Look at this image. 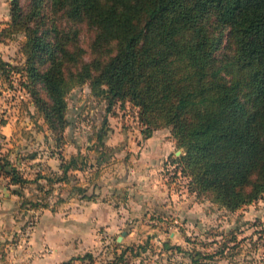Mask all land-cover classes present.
<instances>
[{"label":"trees","instance_id":"obj_1","mask_svg":"<svg viewBox=\"0 0 264 264\" xmlns=\"http://www.w3.org/2000/svg\"><path fill=\"white\" fill-rule=\"evenodd\" d=\"M9 12L0 41L23 33L25 61L0 58V77L12 86L14 73L23 76L24 105L33 103L34 126L52 139L49 154L60 159L49 173L35 162L34 177H27L19 161L39 150L16 152L17 144L0 151V176L18 185L22 229L28 211L55 210L73 194L98 196L73 171L100 175L119 148L108 143L109 115L126 103L137 108L143 138L170 128L182 152L169 162L188 178L191 192L232 211L264 196V0H11ZM78 88L102 107L100 121L90 113L88 129L79 126L82 112L68 111ZM7 121L0 110V125ZM0 138L1 149V132ZM67 144L77 151L67 155ZM64 182L68 188L56 191ZM31 183L35 191L27 195ZM163 246L183 251L193 264H217L211 260L218 251L183 249L169 240Z\"/></svg>","mask_w":264,"mask_h":264},{"label":"rangeland","instance_id":"obj_2","mask_svg":"<svg viewBox=\"0 0 264 264\" xmlns=\"http://www.w3.org/2000/svg\"><path fill=\"white\" fill-rule=\"evenodd\" d=\"M21 1L24 2L25 0ZM10 2L11 0H0V31L7 25L10 17ZM24 39L23 33H16L13 38L7 37L0 41V58L13 63L24 62L25 55L21 50V43ZM22 77L20 73H14L12 86L4 81L2 76L0 77V110L7 108L10 111L8 114L12 116L14 113L18 114V109H21L23 116L18 119L22 122L30 120L35 128L33 119L29 114L30 109L34 110L33 103H30L28 107L23 102V99L28 98L29 95L20 90ZM78 89L70 96L68 111L70 115L77 117L82 112L81 117L84 119L79 121V126L82 125L88 129L93 122L90 119V113L97 121H100L102 107H99L96 100H92V96L85 90L86 88ZM114 111V114L109 115L112 126L111 135L116 134L120 139L119 141L124 142L122 144L126 150L124 152L129 154L134 151L128 147L130 140L132 139L136 143L143 138L137 118V108L133 107L131 103H126L122 107L118 105ZM115 126L120 127V132H123L121 135H119L120 132L113 133L117 129ZM159 131H162L164 136L172 137L169 127L160 128ZM39 133L40 138L38 140L44 144L40 149L49 154V147L53 149L51 145L54 142L51 138L48 140L43 138L46 137L44 131H39ZM68 145L65 146V151ZM177 148L179 149L178 154H180L182 148L176 146ZM66 153L68 154L69 151L67 150ZM164 162V164H168L163 169L165 181L173 183L174 192L177 195L175 200L178 201L179 197L184 194L190 196L191 207L193 208L190 213L192 214L186 216L188 214L181 212L182 208L180 207H183L185 202L178 204L177 208L172 210L168 208L159 211L151 204L145 208L141 205L140 210L132 209L130 208V197H128L130 211H128L124 224L120 225L118 230L112 234L101 235L103 241L99 242L93 259L87 255L88 252H85L82 255L68 258L70 264H109L111 261H119L120 264H193L183 251L164 249L163 243L167 240L173 244L181 245L183 249L191 250L197 247L203 251H218L215 260H211L217 264H264V196L237 210H228L212 201L207 195L197 196L196 193L191 192L188 188V178L178 172V169L171 165L168 160L165 161L164 159ZM139 179L145 180L147 178ZM124 185V187H132V182H126ZM149 185L143 182L140 191L142 192L143 187ZM128 189L131 190V188ZM27 215L29 219H34L36 225L39 220V210L28 211ZM24 219L26 220L25 217ZM23 223L24 220L20 219L18 222L19 229L14 230L11 240L3 244L5 248H8L5 251V264H11L13 261L11 257L7 256L8 253L19 246L23 248L31 234L25 233L28 225L22 229ZM124 231L125 234H123ZM117 233L123 234L122 239H117ZM231 235L236 237L231 238ZM187 237L190 239L187 240ZM144 243H147L146 250L142 247L145 245ZM10 247H12L11 250H9ZM123 249L129 250L127 254L123 255V258L118 259V255L122 253ZM221 249L223 251L220 253ZM27 262L28 259L24 263Z\"/></svg>","mask_w":264,"mask_h":264},{"label":"crops","instance_id":"obj_3","mask_svg":"<svg viewBox=\"0 0 264 264\" xmlns=\"http://www.w3.org/2000/svg\"><path fill=\"white\" fill-rule=\"evenodd\" d=\"M3 110L8 121L0 125V132L5 136L0 151L17 144L16 152L39 150L38 157L19 161L20 168L27 177H34L37 169L33 164L37 161H41L44 165L43 173L58 170L59 157L41 151L40 148L44 144L38 140L40 133L33 127L32 122L30 120L22 122L18 119L23 116L22 110L18 109V114L14 113L12 116L8 114L9 109ZM116 128L113 133L120 132V127ZM122 133L120 132L119 135ZM118 138L116 134L108 138L109 144L119 145V148L109 161L101 165L99 176L93 175L91 169L73 171L87 191L89 193L94 191L98 196L84 199L79 194H73L55 210L40 209L39 220L27 238L25 246L14 248V251L8 253L7 256L13 260L11 264H61L68 258L82 255L87 251L96 253L99 242L103 241L101 235L112 234L118 230L120 225L124 224L130 208L140 210L141 205L145 208L151 204L159 211L168 208L172 210L176 209L178 204L185 202L183 207H180L181 212L188 214L186 216L192 214L190 196L184 194L178 201L175 200L177 195L174 192V185L170 181H165V173H163V169L168 166L167 163L164 164V159L169 161L172 155H177L179 152L173 137L164 136L162 131L157 129L152 136L142 138L136 143L131 139L128 147L134 151L129 154L124 152L126 151L122 145L124 142L119 141ZM67 147L68 154L77 151L74 144H69ZM16 152L11 154V158L15 159L18 156ZM112 173L114 177L111 176ZM130 181L132 187H124V184ZM143 182L150 185L143 187L142 193L140 188ZM68 185L66 182L58 184L56 191L61 186L66 189ZM34 187L32 183L25 187L26 194L31 195L32 191H35ZM16 188H18L17 184L10 183L3 175L0 176V264L3 260L1 249L8 250L2 244L3 241L6 238L11 239L13 231L19 229L20 195L15 192ZM128 197L131 201L130 208ZM119 235L116 234L117 239ZM11 249L12 247L9 248ZM27 259L28 262L24 263Z\"/></svg>","mask_w":264,"mask_h":264},{"label":"built area","instance_id":"obj_4","mask_svg":"<svg viewBox=\"0 0 264 264\" xmlns=\"http://www.w3.org/2000/svg\"><path fill=\"white\" fill-rule=\"evenodd\" d=\"M37 168L38 167H35V169H37ZM34 226H35L34 219H32V220L30 219V221L28 222V226L25 229L26 230L25 233L29 235L32 232Z\"/></svg>","mask_w":264,"mask_h":264},{"label":"water","instance_id":"obj_5","mask_svg":"<svg viewBox=\"0 0 264 264\" xmlns=\"http://www.w3.org/2000/svg\"><path fill=\"white\" fill-rule=\"evenodd\" d=\"M123 234H125V231L123 232ZM123 234H120V235L118 236V240L122 239Z\"/></svg>","mask_w":264,"mask_h":264}]
</instances>
